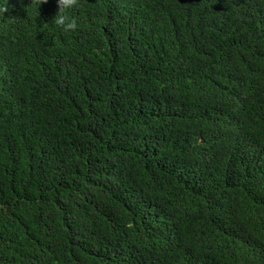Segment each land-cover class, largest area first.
Instances as JSON below:
<instances>
[{"label": "trees", "instance_id": "trees-1", "mask_svg": "<svg viewBox=\"0 0 264 264\" xmlns=\"http://www.w3.org/2000/svg\"><path fill=\"white\" fill-rule=\"evenodd\" d=\"M6 9L0 264H264V0Z\"/></svg>", "mask_w": 264, "mask_h": 264}, {"label": "clouds", "instance_id": "clouds-1", "mask_svg": "<svg viewBox=\"0 0 264 264\" xmlns=\"http://www.w3.org/2000/svg\"><path fill=\"white\" fill-rule=\"evenodd\" d=\"M47 0H37L38 6ZM58 12L52 19L54 28L62 35H69L78 28L77 19L70 13L80 6V0H56ZM7 0H0V14L5 12Z\"/></svg>", "mask_w": 264, "mask_h": 264}]
</instances>
